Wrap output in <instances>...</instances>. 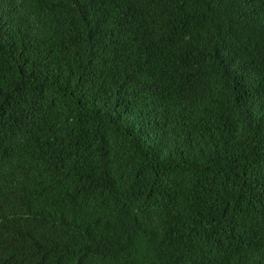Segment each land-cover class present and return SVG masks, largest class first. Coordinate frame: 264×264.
<instances>
[{
    "label": "trees",
    "instance_id": "1",
    "mask_svg": "<svg viewBox=\"0 0 264 264\" xmlns=\"http://www.w3.org/2000/svg\"><path fill=\"white\" fill-rule=\"evenodd\" d=\"M0 264H264V0H0Z\"/></svg>",
    "mask_w": 264,
    "mask_h": 264
}]
</instances>
